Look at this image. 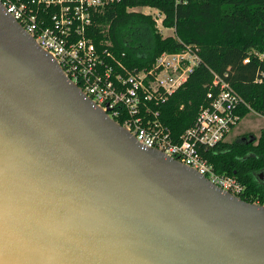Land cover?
<instances>
[{
    "label": "water",
    "instance_id": "obj_1",
    "mask_svg": "<svg viewBox=\"0 0 264 264\" xmlns=\"http://www.w3.org/2000/svg\"><path fill=\"white\" fill-rule=\"evenodd\" d=\"M0 264H264V205L140 145L0 5Z\"/></svg>",
    "mask_w": 264,
    "mask_h": 264
},
{
    "label": "trees",
    "instance_id": "obj_2",
    "mask_svg": "<svg viewBox=\"0 0 264 264\" xmlns=\"http://www.w3.org/2000/svg\"><path fill=\"white\" fill-rule=\"evenodd\" d=\"M145 7L156 9L163 16L162 25L173 29L174 35L164 37L151 15L132 11ZM92 23L88 36L97 50L107 49L128 70L150 69L164 52L194 48L199 66L156 108L174 140L195 124L209 104L215 75L244 100L241 120L264 118V0H119L95 15ZM245 137L221 142L205 156L218 172L245 184L241 199L263 205L264 130L253 141Z\"/></svg>",
    "mask_w": 264,
    "mask_h": 264
},
{
    "label": "built area",
    "instance_id": "obj_3",
    "mask_svg": "<svg viewBox=\"0 0 264 264\" xmlns=\"http://www.w3.org/2000/svg\"><path fill=\"white\" fill-rule=\"evenodd\" d=\"M118 1L0 0V5L56 61L64 75L140 145L165 153L241 198L245 184L218 172L205 153L227 141L241 120L244 100L215 75L209 104L202 108L195 124L174 140L156 108L188 80L201 60L192 46H185L162 53L150 69L128 70L107 49L98 51L88 36L92 18ZM157 16L155 21L162 23L163 16L159 12ZM105 45L110 44L106 41Z\"/></svg>",
    "mask_w": 264,
    "mask_h": 264
},
{
    "label": "rangeland",
    "instance_id": "obj_4",
    "mask_svg": "<svg viewBox=\"0 0 264 264\" xmlns=\"http://www.w3.org/2000/svg\"><path fill=\"white\" fill-rule=\"evenodd\" d=\"M132 11L134 12H140L144 13L146 15L150 14L152 18L155 20V18L159 19L157 16V10L153 8H136L133 9ZM163 19V17H162ZM156 27L158 31L164 36V37H169L174 35V30L173 29H168L165 28L161 22H156ZM264 130V118L260 116H247L243 120L240 121L238 125V129L234 132H232L228 139L229 141L237 140V141H242L245 136H254L258 138L261 134V131ZM249 139V137H247ZM250 140V139H249ZM264 180V179H262ZM260 204V203H256ZM264 205V204H263Z\"/></svg>",
    "mask_w": 264,
    "mask_h": 264
},
{
    "label": "flooded vegetation",
    "instance_id": "obj_5",
    "mask_svg": "<svg viewBox=\"0 0 264 264\" xmlns=\"http://www.w3.org/2000/svg\"><path fill=\"white\" fill-rule=\"evenodd\" d=\"M244 140H245V138L242 141H244ZM261 179H264V175H261Z\"/></svg>",
    "mask_w": 264,
    "mask_h": 264
},
{
    "label": "crops",
    "instance_id": "obj_6",
    "mask_svg": "<svg viewBox=\"0 0 264 264\" xmlns=\"http://www.w3.org/2000/svg\"><path fill=\"white\" fill-rule=\"evenodd\" d=\"M237 129H238V126L232 132L236 131Z\"/></svg>",
    "mask_w": 264,
    "mask_h": 264
}]
</instances>
